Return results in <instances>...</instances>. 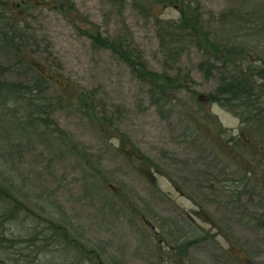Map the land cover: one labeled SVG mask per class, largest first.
I'll use <instances>...</instances> for the list:
<instances>
[{"label": "rangeland", "instance_id": "1", "mask_svg": "<svg viewBox=\"0 0 264 264\" xmlns=\"http://www.w3.org/2000/svg\"><path fill=\"white\" fill-rule=\"evenodd\" d=\"M8 1L12 18L22 16L35 34L37 45L29 59L49 82L42 92L28 91L39 107L47 105L49 114L42 118L47 125L23 128L31 114L25 98L0 95V185L14 197L8 203L0 198V215L9 218L7 238L21 241L29 236L33 246L21 243L20 248L30 255L31 264H98L96 254L103 264H165V247L142 215L153 210L162 223L178 226L191 205L178 190L191 195L195 189L208 196L205 189H210L211 198L217 199L221 186L222 205L228 202L229 207L199 203L201 219H212L231 236L226 245L229 263L248 257L253 264H264V231L239 227L240 216H252L253 207L261 208L252 217L253 226L263 225L264 193L258 195L235 177V172L245 175L250 168L249 157L240 150L234 154L227 145L236 132L222 131L207 117L217 116L224 129L238 125L237 102L228 106L220 96L211 97L229 66L224 69L222 62L183 41L177 63L166 70L159 36L167 33L166 23L180 19L184 1H190L219 50L235 52L229 61H236L239 52L246 69L232 66V74L242 77L247 72L244 78L255 83L250 68L264 67V0H172L148 4L147 15L133 0H124L121 10L109 0H48L24 6L21 0ZM126 30L143 52L148 70L172 78L165 101L152 99L150 86L111 50L93 46L95 31L114 40ZM0 64L10 68L1 81L27 87L40 83L35 70L21 68L1 51ZM79 93L91 99L90 110H78ZM243 130L249 140L258 139L248 127ZM218 132H223L222 139ZM240 184L250 196L239 200L234 195ZM225 191L230 199H223ZM255 193L257 200L251 197ZM17 201L27 206L19 215L12 214ZM154 223L164 238H171L169 229ZM51 224L66 226L68 241L47 229ZM80 247L96 252L90 257L93 263ZM210 247L201 245L197 251L218 254ZM5 255L6 262L17 264V252ZM191 255L194 264L207 260L204 254Z\"/></svg>", "mask_w": 264, "mask_h": 264}, {"label": "trees", "instance_id": "2", "mask_svg": "<svg viewBox=\"0 0 264 264\" xmlns=\"http://www.w3.org/2000/svg\"><path fill=\"white\" fill-rule=\"evenodd\" d=\"M36 1L46 2L48 0H21V4L24 6L25 4L32 3L36 4ZM123 1L124 0H109L112 5L117 6L118 9L123 8ZM134 5L140 7L142 13H145L146 6H150L151 4L162 3L167 4L166 2L172 0H133ZM151 3V4H150ZM172 3V2H168ZM150 4V5H148ZM139 5V6H138ZM193 3L189 1H184L183 8H180L181 17L177 20V22L166 23L167 24V33L162 31L160 33V37L163 40L162 44V53H164L165 58V69L169 67L174 62L177 63L180 54L182 53L181 44L183 41H188L192 43L198 49L207 52L210 56H212L217 61H229L232 55H236L235 52L232 54L230 50H223L222 52L220 46L217 42L211 40V33L207 32L204 26V23L201 19V12L197 8H192ZM70 7L74 8V4ZM64 5L60 7L62 10ZM255 16V14H254ZM12 8L10 2L8 0H0V51L4 56L13 57L15 63L25 70H35V67L30 63L31 54L33 52V47L37 45L36 36L33 33L30 26L27 25L25 19L21 16L20 19L12 18ZM237 23H243L241 20H235ZM243 25H247L243 23ZM163 30V29H162ZM161 32V31H160ZM93 46L97 49L106 48L112 51L117 58H119L123 63H126L134 74L136 78L140 81L147 83L150 86V96L152 99L158 102V100L165 101L164 94L166 91L168 92L169 86H171L172 78L169 74H164L162 77H159L157 74L150 72L147 68L146 60L144 58L143 52L137 46H135L132 40L129 31L126 30L124 34L118 36L114 40H110L109 38H105L101 35L100 31H95L91 34ZM237 53V59H240ZM10 55V56H9ZM170 63V64H169ZM203 67V66H202ZM212 68L210 66L209 70ZM10 68L4 67L0 64V75L4 74ZM24 70V71H25ZM38 73V77L40 83L33 84V86L27 87L22 83H9L0 80V95L3 92H7L11 96L22 97L25 98V102L29 106L30 115L26 116V126L23 128H31L30 124L32 125H47L45 122L46 120H42L44 117L43 115L49 114V110L47 109V105L45 104L43 107H39V103L35 101L34 97L31 95L30 92L34 94V92L44 91L46 90V85L49 84L47 78L39 71L35 70ZM27 73V71H25ZM209 73L207 74V76ZM243 77H236L231 76L230 78H223L222 83H220L219 87H217L214 94L211 95L213 99H216V95L221 97V102L225 103L229 106V103L237 102V105H242V107L251 108L252 107V98L255 94H252V89L254 88L253 83L250 84L248 78ZM225 77V74H224ZM234 77V78H233ZM30 91V92H28ZM25 94V97H24ZM31 95V96H30ZM240 97L241 99H238ZM77 98L81 100V105H77L79 108L78 110L87 111L90 110V100H86L85 95L83 93L77 94ZM227 99V100H226ZM19 101V100H18ZM27 101H30L27 102ZM229 101V102H228ZM245 104V105H244ZM236 107V106H235ZM232 105V108H235ZM231 108V107H230ZM34 109V110H33ZM46 116V117H47ZM30 123V124H29ZM24 125L25 123L22 122ZM33 129V128H32ZM3 197V198H2ZM0 198L4 199L8 203L10 201L14 202V197L11 191H6L0 185ZM27 206L24 205L23 202L17 201L12 214L19 215L23 211H26ZM9 218L5 219L4 216L0 215V264H9L6 259V253L10 250L17 252V264L25 263L31 264L34 261L30 260V255H24L22 252V248H20L21 243H26L29 246H33L31 240H28L29 236L27 235L24 240H16L14 238H7L5 236V226L6 221ZM12 219V218H11ZM6 220V221H5ZM5 221V222H4ZM62 222H67V219H61ZM49 230H53L56 235L61 234V236L68 241L70 234H68L65 229L66 226H61V224L54 225L47 227ZM65 231V232H64ZM55 235L51 236L54 237ZM68 237V238H67ZM38 239V238H37ZM52 240L51 238H48ZM39 239L37 240V242ZM72 242H76L74 239L71 240ZM36 242V244H37ZM43 242V241H42ZM35 244V243H33ZM35 244V245H36ZM82 247V246H81ZM81 251L85 249L81 248ZM19 252V253H18ZM86 254V250L84 251ZM95 251H90L87 253H94ZM90 257V256H89ZM92 257V256H91Z\"/></svg>", "mask_w": 264, "mask_h": 264}, {"label": "flooded vegetation", "instance_id": "3", "mask_svg": "<svg viewBox=\"0 0 264 264\" xmlns=\"http://www.w3.org/2000/svg\"><path fill=\"white\" fill-rule=\"evenodd\" d=\"M242 61L243 60H239V59L236 61H222V67L224 69L229 66V70L228 69H225V71L223 70L224 71L223 74H225V77L223 78L227 77L231 79V76H234L232 73H235V71L230 70V68H232V66L242 65ZM256 64L259 65V63ZM242 67L243 69H246L245 65H242ZM250 69L253 71H250L249 73L252 75V78L255 81V83H253L254 88L252 89V92L253 91L254 92L252 94H255L256 92V95H254L252 98L251 108L249 109L246 107L243 108L242 105H239L240 106L239 110L234 112L235 113L234 117L238 121V125L235 126L234 128L224 129L223 124L220 123L217 116L213 114H208L207 117L210 116L209 121L211 124L215 122L214 124L215 126L222 127V131L236 132L232 136L228 137L227 145H229L232 148L233 151L231 152H233L234 154H236L237 151L240 150L242 151L241 153L242 155L249 157L250 161L248 165H250V168L248 169L249 172H247V174L245 175L244 174L239 175L238 172H235V177H237L239 182L240 180L247 182V184L243 183V185H246V187L247 186L254 187L252 188V190L257 191L259 195V193L262 192L264 193V67L255 65L252 66ZM246 74L247 72L242 75H246ZM237 98L241 99L240 97ZM210 103L211 105L216 104V102H214V100L212 99ZM244 127H248L251 131V134L252 133L254 134L255 139L256 138L258 139H256L255 141L249 140L248 137L244 134V130H243ZM222 133L219 132L217 133L220 139H222V135H221ZM247 161L248 159L246 158V162ZM228 171L231 170L229 169ZM221 187H219L220 188L219 197L217 199L211 198L214 197L213 195L214 193H210L211 192L210 189L209 190L205 189L206 192L209 193L208 196H204V194H199V192H197L195 189L192 190L191 195L184 194L178 190V192L181 193L183 199L185 198V200L191 203V205L189 206V210L183 211V217L179 221L178 226L168 224L166 222L162 223V219L159 216L154 215L152 209H151L152 212L148 211L142 215V219L145 222L144 224H147L149 228L154 232V234H156V237L157 236L159 237V244L165 247V252L161 254L163 256L161 260L165 261V264H194L195 262L194 259L192 258L194 255H191L194 253L199 257L204 254V257L207 258V260L204 259L205 260L204 264H233L228 262L229 256L226 247V245L230 244L229 240L231 236L228 235V233L222 228L221 225L219 226L212 219L206 217L207 218L206 220L205 219L202 220L200 217V211H201L200 207L203 204H206L208 206H215V207L217 205L218 207L220 206L221 210L222 207L224 208L229 207L228 202H225L224 205H222ZM237 187L238 189L235 191L236 195L234 196L236 197L238 196L237 198H239V200L250 196V193H248L247 195L245 190H241L242 189L241 184L238 185ZM224 194L225 195L223 196V199L226 198L230 199L231 196L227 195L226 191L224 192ZM252 196H254L257 200L258 196L256 193L252 194L251 197ZM144 207L146 208L150 206L144 205ZM259 209L261 208L253 207L252 216L249 217H246L245 215L244 216L242 215V217L240 216L239 227L247 226L248 228L251 227L250 230H255V231L258 230L256 232L260 231V233L263 232L264 221L262 223L263 224L262 226L259 227L253 226L255 220L252 217H256L259 215ZM160 212L162 213V211ZM146 215L148 216V218ZM198 219L202 220L203 222L196 221ZM155 220L156 223H160L162 229H164V227L169 229L168 230L169 233L172 234L170 239L164 238L165 232L162 233L161 231L160 234V231H158V228L154 223ZM220 224H222V222H220ZM169 241H171L172 243H170ZM220 241L222 244L220 243ZM205 244L209 248H211L210 246H213L214 250H216L218 254L216 253L212 254L207 252H206L207 254H205V252L200 253V251H197V249L201 248V245L203 247ZM213 244H217V247H215V245ZM94 253L96 254V252ZM94 253L86 252L85 254L86 261H90V262L93 261L94 259L90 260V257ZM98 257H99L98 254H96L95 258L96 260L99 261L98 264H103L101 259ZM247 258L248 257H245V259L241 260L239 264H253L251 261L247 260Z\"/></svg>", "mask_w": 264, "mask_h": 264}, {"label": "water", "instance_id": "4", "mask_svg": "<svg viewBox=\"0 0 264 264\" xmlns=\"http://www.w3.org/2000/svg\"><path fill=\"white\" fill-rule=\"evenodd\" d=\"M41 3H43V2L36 1V4H41ZM30 63H31L34 67L41 69V67H40L37 63H35L33 60H31V59H30Z\"/></svg>", "mask_w": 264, "mask_h": 264}]
</instances>
